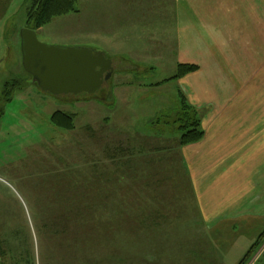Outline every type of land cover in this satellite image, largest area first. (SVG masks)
I'll return each instance as SVG.
<instances>
[{
  "label": "rangeland",
  "instance_id": "374dc122",
  "mask_svg": "<svg viewBox=\"0 0 264 264\" xmlns=\"http://www.w3.org/2000/svg\"><path fill=\"white\" fill-rule=\"evenodd\" d=\"M251 1L264 27V0ZM191 2L77 0L35 29L44 43L112 59L100 90L73 96L41 90L21 65L31 0H0V264H238L258 239L243 264H264V183L257 191L253 174L264 180V160L249 185L218 202L220 213L205 214L214 192L197 195L174 144L180 91L192 104L174 86L184 63L175 41L168 48L156 35L244 21L202 15ZM15 80L20 89L5 101ZM58 111L73 117L70 128L52 122Z\"/></svg>",
  "mask_w": 264,
  "mask_h": 264
},
{
  "label": "crops",
  "instance_id": "0c3cea01",
  "mask_svg": "<svg viewBox=\"0 0 264 264\" xmlns=\"http://www.w3.org/2000/svg\"><path fill=\"white\" fill-rule=\"evenodd\" d=\"M200 1L201 5L194 3L200 7L193 8L201 9L202 15L240 14L243 27H173L170 36L160 33L155 38L160 43L166 39L168 48L175 41L177 60L197 65L195 71L174 80V86L199 111L204 135L198 142L176 147L197 195L206 201L208 192H214L206 204L207 214L213 208L220 213L226 203L218 202L249 185L251 167L256 160H264V27H258L251 0ZM75 46L108 57L100 49ZM178 88L172 100L178 99ZM253 174L258 191L264 180Z\"/></svg>",
  "mask_w": 264,
  "mask_h": 264
},
{
  "label": "water",
  "instance_id": "95a60500",
  "mask_svg": "<svg viewBox=\"0 0 264 264\" xmlns=\"http://www.w3.org/2000/svg\"><path fill=\"white\" fill-rule=\"evenodd\" d=\"M21 65L37 86L52 95L94 94L113 73V61L83 46L47 44L35 29H20Z\"/></svg>",
  "mask_w": 264,
  "mask_h": 264
},
{
  "label": "trees",
  "instance_id": "16d2710c",
  "mask_svg": "<svg viewBox=\"0 0 264 264\" xmlns=\"http://www.w3.org/2000/svg\"><path fill=\"white\" fill-rule=\"evenodd\" d=\"M76 1L77 0H31V5L28 6L26 13V26L32 29H37L38 27L46 24L54 16L65 14L74 10ZM196 69V64L178 63L174 78L182 77L187 73L195 71ZM16 83H18V81L15 80L10 82L9 85H6L7 88L3 94V99H5V101H9L11 99L12 93H9V89H20V86H17ZM181 92L182 91H180V97L182 100L181 106L179 108L177 118L175 119V122L178 123V128L180 130L177 143L178 146L198 142L204 135L199 111L194 108L193 105L190 106L189 103L183 99L184 96ZM51 120L55 125L64 128H70L73 125V117L64 111L55 112L51 117ZM86 206L88 207V204H83V206H81L83 207L82 209H84L83 211L81 208H76V218L80 219L81 222L85 221V216L87 214ZM262 234H264V228L262 229L259 237ZM258 241L259 239L251 245L238 264L244 263L250 251L258 244Z\"/></svg>",
  "mask_w": 264,
  "mask_h": 264
}]
</instances>
